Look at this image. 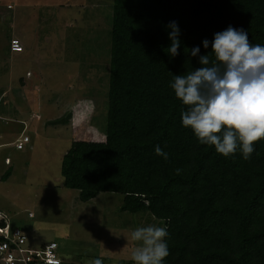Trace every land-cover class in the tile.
Masks as SVG:
<instances>
[{
	"label": "trees",
	"instance_id": "obj_1",
	"mask_svg": "<svg viewBox=\"0 0 264 264\" xmlns=\"http://www.w3.org/2000/svg\"><path fill=\"white\" fill-rule=\"evenodd\" d=\"M172 22L180 30L175 56ZM229 27L264 46V0H113L106 130L100 141H72L61 161L62 185L81 202L116 193L121 212L162 221L170 253L163 264H264V140L248 160L239 149L224 157L200 144L170 87L174 75L202 67L214 35Z\"/></svg>",
	"mask_w": 264,
	"mask_h": 264
},
{
	"label": "rangeland",
	"instance_id": "obj_2",
	"mask_svg": "<svg viewBox=\"0 0 264 264\" xmlns=\"http://www.w3.org/2000/svg\"><path fill=\"white\" fill-rule=\"evenodd\" d=\"M112 4L0 0V213L28 246L56 243L64 264H132L131 232L163 227L146 212H121L120 194L81 202L62 185L72 141H100L106 130ZM13 37L23 53L10 51ZM69 112L67 125H48ZM22 135L29 142L17 150Z\"/></svg>",
	"mask_w": 264,
	"mask_h": 264
},
{
	"label": "clouds",
	"instance_id": "obj_3",
	"mask_svg": "<svg viewBox=\"0 0 264 264\" xmlns=\"http://www.w3.org/2000/svg\"><path fill=\"white\" fill-rule=\"evenodd\" d=\"M171 40L168 52L178 55L180 30L175 22L168 25ZM207 49L209 42L203 41ZM211 56L200 57L201 68L184 75H174L170 87L186 106L182 125L192 130L199 143L214 146L224 157L239 149L248 160L254 145L264 140V46L253 45L247 32L229 27L216 33ZM199 47L191 50L197 56ZM155 154L168 159L159 145ZM177 169V174L180 173ZM165 227L148 225L131 232L136 247L131 253L135 264H163L170 254L165 242ZM88 264H103L96 258Z\"/></svg>",
	"mask_w": 264,
	"mask_h": 264
},
{
	"label": "built area",
	"instance_id": "obj_4",
	"mask_svg": "<svg viewBox=\"0 0 264 264\" xmlns=\"http://www.w3.org/2000/svg\"><path fill=\"white\" fill-rule=\"evenodd\" d=\"M9 48L12 53H21L23 46L16 38L11 39ZM27 136H20L15 141L16 149L22 150L28 143ZM6 159L5 163L8 164ZM31 216V215H30ZM0 264H64L57 254V244L51 242L40 249H30L26 246V236L20 228L11 229L6 218L0 214Z\"/></svg>",
	"mask_w": 264,
	"mask_h": 264
},
{
	"label": "crops",
	"instance_id": "obj_5",
	"mask_svg": "<svg viewBox=\"0 0 264 264\" xmlns=\"http://www.w3.org/2000/svg\"><path fill=\"white\" fill-rule=\"evenodd\" d=\"M20 39V38H19ZM21 40V39H20ZM21 42H22V40H21ZM24 51V50H23ZM5 159H8V158H5ZM9 160V159H8ZM6 165H7V163H5ZM1 214V213H0ZM1 215H3V214H1ZM4 217H5V215H3ZM30 216V215H29ZM6 218V217H5ZM6 220H7V218H6ZM10 226V225H9ZM10 228H11V226H10ZM22 230V229H21ZM23 231V230H22ZM25 234V233H24ZM46 244L45 243H41V244H39V246L37 247V248H33V246H28L27 245V243H26V246H27V248H30V249H40V248H43L44 246H45ZM130 263H134L135 264V262L134 261H130Z\"/></svg>",
	"mask_w": 264,
	"mask_h": 264
}]
</instances>
